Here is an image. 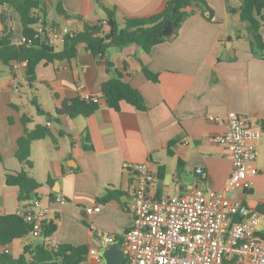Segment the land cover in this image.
I'll return each mask as SVG.
<instances>
[{
	"label": "crops",
	"instance_id": "0c3cea01",
	"mask_svg": "<svg viewBox=\"0 0 264 264\" xmlns=\"http://www.w3.org/2000/svg\"><path fill=\"white\" fill-rule=\"evenodd\" d=\"M42 1L46 12H41L40 18L49 24L65 25L73 32L81 31L86 23L93 25L105 19V8L116 9L122 22L127 17L160 13L167 4V0ZM205 1L213 13L199 8V4L189 7L192 13L178 33L148 53L133 43L113 48L101 57L79 45L71 60L39 63L34 87L26 86V62L0 69V215L49 207L48 221L57 225L48 238L26 235L7 246L0 245V250L7 247L13 258L23 254L30 258L41 243H70L86 244L99 252V232L123 241L134 222L130 209L134 178L123 166L127 160L146 162L157 173L158 180L151 185L149 195L178 196L192 188H203L210 196L224 187L232 163L228 149L215 142L213 136L226 132L224 117L231 111L264 125V58L251 51L250 35L240 11H229V6L239 8L242 0ZM58 3L67 16L57 12ZM0 16V31L11 29L12 41L23 43L18 12L9 5H0ZM261 34L264 39V25ZM53 46L60 52L63 41ZM107 58L115 63L123 79L140 91L144 109L126 101L119 110L107 104L102 91L103 83L111 77ZM144 68L158 79H149ZM25 89L36 96L46 114H39L34 103L28 105ZM78 96L98 98L99 108L89 116L73 118L64 114L56 120V108L65 99ZM23 115L32 118L27 123L29 129L43 124L52 132L32 143V168L16 157L18 139L26 132ZM210 116L221 119L212 121ZM256 166L259 172L250 190L228 193L249 213L264 209V138ZM23 168L41 183L32 198L25 201L19 200V186L7 184V175ZM109 191H118V198L104 201ZM52 193L66 202L52 201ZM35 199L39 206L32 202ZM258 237L264 240V213ZM26 246L30 248L27 253ZM83 264L101 263L97 254H89ZM224 264L240 263L237 256H228Z\"/></svg>",
	"mask_w": 264,
	"mask_h": 264
},
{
	"label": "built area",
	"instance_id": "2783aa9c",
	"mask_svg": "<svg viewBox=\"0 0 264 264\" xmlns=\"http://www.w3.org/2000/svg\"><path fill=\"white\" fill-rule=\"evenodd\" d=\"M45 22L39 19L36 36L47 30L50 44L64 41L74 33L65 25ZM209 119L217 122L221 118ZM224 120L228 129L213 136V140L228 149L232 171L224 187L208 197L203 188H192L178 196L149 195L151 185L158 180L157 173L146 162H124V168L134 178V200L130 206L134 222L123 238L124 264H224L228 256H237L240 264H264V240L258 237L263 213L255 210L247 217L248 208L228 197L231 191L253 187V177L259 172L256 161L264 125L234 111ZM56 201L65 203L66 199L57 197ZM33 203L40 205L37 199ZM49 211V207H41L18 213L31 226L30 236L44 237ZM98 235L102 249L116 241L114 235ZM89 254H97L103 264L100 252L90 249Z\"/></svg>",
	"mask_w": 264,
	"mask_h": 264
},
{
	"label": "trees",
	"instance_id": "16d2710c",
	"mask_svg": "<svg viewBox=\"0 0 264 264\" xmlns=\"http://www.w3.org/2000/svg\"><path fill=\"white\" fill-rule=\"evenodd\" d=\"M199 4V8L212 10L205 0H167L165 9L157 14L145 18H124L121 22L117 18L116 9L105 8L106 18L96 24H85L79 32L68 34L63 41V49L58 52L53 44H50V35L47 30L36 36V25L39 23L40 13L46 12L42 0H0V5H9L14 8L23 25L25 41L15 44L12 41V30L0 31V62L7 66L13 63L26 62L25 81L30 87L37 82V66L42 61L53 62L55 60H71L76 57L79 45H83L88 51L96 56L106 57L109 50L121 49L129 44H138L143 51L150 52L154 46L169 39L163 33L169 23H175L173 33H178L182 23L191 15L189 7ZM56 10L60 15L67 16L63 6L58 3ZM230 12L240 11V18L245 23L246 32L250 35L251 51L264 58V39L261 27L264 25V0H242L239 8L229 6ZM2 17V16H0ZM106 21V22H105ZM49 25L48 22L44 23ZM106 66L111 77L103 83L102 91L107 104L114 110L121 108V103L126 101L139 109L145 108L143 96L140 91L123 79L122 73L116 69L115 63L107 58ZM149 79L157 80V75L144 68ZM1 76V71H0ZM33 103L37 112L41 115L46 112L40 106L36 96ZM100 104L93 97L82 98L80 96L65 99L56 108L55 119L60 115L77 117L89 116L94 113ZM50 120L49 122L53 119ZM31 117L23 115L22 121L26 126V132L18 139L16 157L27 168L33 167L31 160L32 143L36 140L51 136L52 132L48 125L37 124L29 129L27 123ZM86 140V139H85ZM173 154L172 150H169ZM160 176L163 177L162 168ZM7 184L20 187L19 200L25 201L32 198V193L41 186V183L30 175L26 168L7 175ZM118 191H109L103 198L104 201L116 199ZM34 199V198H33ZM51 200L55 201L54 193ZM33 202V200H32ZM264 213V209H261ZM31 226L17 213L0 215V245L7 246L17 238L29 235ZM57 225L47 221L43 227L45 238L52 236ZM119 246L124 248L122 239H118ZM30 250L26 246L25 253ZM90 248L86 244L73 245L60 243L56 246L41 243L36 246L30 258L26 254L19 258H13L9 248L0 250V264H39L45 260H60V264H83L88 260Z\"/></svg>",
	"mask_w": 264,
	"mask_h": 264
},
{
	"label": "water",
	"instance_id": "95a60500",
	"mask_svg": "<svg viewBox=\"0 0 264 264\" xmlns=\"http://www.w3.org/2000/svg\"><path fill=\"white\" fill-rule=\"evenodd\" d=\"M175 23H169L163 33L166 37H171L173 35V28ZM232 36H229V46H231ZM251 214H247L249 217ZM101 256L103 258V264H124L126 258V250L119 246V241L104 247L101 251ZM39 264H60V260H45Z\"/></svg>",
	"mask_w": 264,
	"mask_h": 264
},
{
	"label": "rangeland",
	"instance_id": "374dc122",
	"mask_svg": "<svg viewBox=\"0 0 264 264\" xmlns=\"http://www.w3.org/2000/svg\"><path fill=\"white\" fill-rule=\"evenodd\" d=\"M50 15V18L53 17L54 13H51L49 14ZM5 68V65L3 63L0 62V69H4ZM26 86H28V84H26ZM28 89H25L26 93H25V96H24V100L28 103V105H31L33 106V97H32V94L29 92H27ZM43 118V117H42ZM44 120V118H43ZM175 192H172V194H174ZM206 197H208V195H206ZM102 251V250H101ZM101 251H99L101 253Z\"/></svg>",
	"mask_w": 264,
	"mask_h": 264
}]
</instances>
